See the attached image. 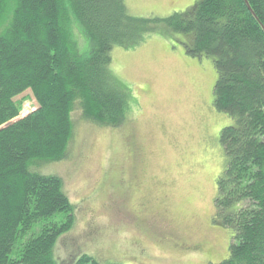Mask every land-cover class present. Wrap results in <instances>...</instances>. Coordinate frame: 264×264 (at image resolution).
<instances>
[{"label":"trees","instance_id":"obj_1","mask_svg":"<svg viewBox=\"0 0 264 264\" xmlns=\"http://www.w3.org/2000/svg\"><path fill=\"white\" fill-rule=\"evenodd\" d=\"M160 27L186 37L189 56L213 59V107L233 121L219 134L213 218L233 236L228 256L207 264H264V0H196L149 18L124 0H0V264H59L53 249L76 208L62 178L40 168L67 156L75 110L100 127L125 123L131 96L112 50ZM26 90L37 106L19 117ZM74 264L102 263L84 254Z\"/></svg>","mask_w":264,"mask_h":264},{"label":"rangeland","instance_id":"obj_2","mask_svg":"<svg viewBox=\"0 0 264 264\" xmlns=\"http://www.w3.org/2000/svg\"><path fill=\"white\" fill-rule=\"evenodd\" d=\"M195 1L124 0L143 18ZM185 44L160 27L140 46L114 47L113 72L131 96L127 120L100 127L75 110L67 156L40 168L62 178L76 208L73 228L53 249L59 264L84 254L102 264H207L228 256L233 229L213 218L224 165L219 134L233 121L213 107V59L189 56ZM78 46L91 49L86 39ZM19 99V117L37 106L29 90Z\"/></svg>","mask_w":264,"mask_h":264}]
</instances>
